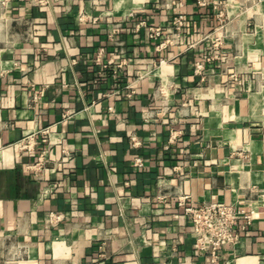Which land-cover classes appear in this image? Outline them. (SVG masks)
<instances>
[{
  "label": "crops",
  "instance_id": "crops-1",
  "mask_svg": "<svg viewBox=\"0 0 264 264\" xmlns=\"http://www.w3.org/2000/svg\"><path fill=\"white\" fill-rule=\"evenodd\" d=\"M180 196L264 264V0H0V264H211Z\"/></svg>",
  "mask_w": 264,
  "mask_h": 264
},
{
  "label": "built area",
  "instance_id": "built-area-1",
  "mask_svg": "<svg viewBox=\"0 0 264 264\" xmlns=\"http://www.w3.org/2000/svg\"><path fill=\"white\" fill-rule=\"evenodd\" d=\"M43 2V0H38ZM187 18L185 15H177L173 20V28L175 34H181L182 30L187 28ZM151 38H159L163 35V30L160 27L149 28ZM99 62V58L96 59ZM103 67L106 64H102ZM195 71L203 69V62H197ZM129 95V94H127ZM44 134L47 130H42ZM42 141H46L42 137ZM20 148H30V143L25 140L21 142ZM44 152L38 157V161L34 165L36 168H43ZM134 165L143 167L141 158L134 159ZM178 205L183 208V212L191 224L193 235V247L197 252H203L209 255L211 264H219V248L227 244H235L238 235L235 231L240 220H246L250 223L253 215V210H245L232 203L220 201L204 202L201 205H192L186 202V196L178 197ZM60 215L49 213L46 215V222L51 224L58 222Z\"/></svg>",
  "mask_w": 264,
  "mask_h": 264
}]
</instances>
